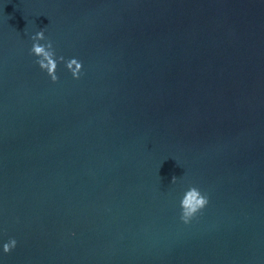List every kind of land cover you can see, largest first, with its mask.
<instances>
[{
    "label": "water",
    "instance_id": "1",
    "mask_svg": "<svg viewBox=\"0 0 264 264\" xmlns=\"http://www.w3.org/2000/svg\"><path fill=\"white\" fill-rule=\"evenodd\" d=\"M10 237L4 264H264V0H0Z\"/></svg>",
    "mask_w": 264,
    "mask_h": 264
},
{
    "label": "clouds",
    "instance_id": "2",
    "mask_svg": "<svg viewBox=\"0 0 264 264\" xmlns=\"http://www.w3.org/2000/svg\"><path fill=\"white\" fill-rule=\"evenodd\" d=\"M29 39L31 40L30 55L36 58L37 66L47 74L52 82L57 80L55 69L58 62L64 63L65 68L71 73L73 79L79 78L82 67L81 62L76 57L65 60L63 56H57L52 41L45 36L44 29L35 31ZM176 181L177 177L172 176L170 183L175 184ZM207 203L208 197L206 194H202L199 188L195 186H189L179 199L180 221L187 224ZM16 243V240L11 237L6 241L0 240V254L9 253L10 250L16 247ZM0 264H4L2 255H0Z\"/></svg>",
    "mask_w": 264,
    "mask_h": 264
}]
</instances>
